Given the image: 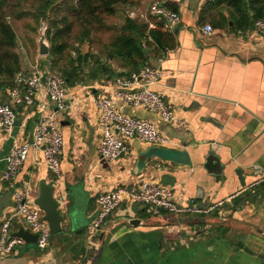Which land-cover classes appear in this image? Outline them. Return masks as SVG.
Returning <instances> with one entry per match:
<instances>
[{
    "label": "crops",
    "instance_id": "obj_1",
    "mask_svg": "<svg viewBox=\"0 0 264 264\" xmlns=\"http://www.w3.org/2000/svg\"><path fill=\"white\" fill-rule=\"evenodd\" d=\"M161 1L179 13L180 22L168 26L157 18L174 45L152 53L146 63L160 67V80L150 87L166 95L177 119L164 123L143 107L121 104L120 109L154 121L174 143L124 138L127 150L117 159L101 157L100 113L93 98L112 95L117 78L130 70L123 61L113 60V77L67 85L71 108L57 112L64 137L60 176L44 164L42 150L31 149L15 178L17 186L31 181L34 203L43 182L53 185L65 215L63 228L51 234L46 249L37 240H25L15 252L0 254V264H264V183L251 188L264 174V34L244 21L253 16L252 9L243 8L244 17L223 3L203 14L210 0ZM205 24L214 31L204 33ZM24 56L23 68L36 61L49 64L39 46L35 55ZM140 86L147 85L137 82L128 88ZM7 101L9 91L0 90V102ZM49 107L56 110L53 103ZM13 108V133L0 131L3 157L14 140L32 141L38 121L36 106ZM5 167L2 162V194L11 191L2 178ZM143 179L171 182L164 184L173 186L175 198L184 204L223 202L224 216L217 211L153 214L140 203L127 202L106 219L98 237L89 238L96 197ZM14 205L11 197L3 215ZM21 229L31 232L18 220L10 231L16 235Z\"/></svg>",
    "mask_w": 264,
    "mask_h": 264
},
{
    "label": "built area",
    "instance_id": "obj_2",
    "mask_svg": "<svg viewBox=\"0 0 264 264\" xmlns=\"http://www.w3.org/2000/svg\"><path fill=\"white\" fill-rule=\"evenodd\" d=\"M131 18L144 19L149 28H155L154 18L164 20L168 26L180 22L178 12L170 9L161 0H152L146 11L130 12ZM45 29V26H43ZM255 32L264 34V19H257L252 25ZM214 31L210 24H205L203 32ZM145 45V44H144ZM160 67L145 63L138 71L117 78V88L110 96L94 97V103L100 113L99 153L102 158L115 160L127 150L124 138L136 137L155 145L173 144V139L165 134L158 125L148 119L125 113L120 105L143 107L155 112L164 123H173L177 119L173 104L166 95L150 86L159 82ZM16 85L9 91V101L0 102V131L11 135L14 131L17 113L13 105L31 107L38 110V121L34 128L31 142L14 140L6 156L0 155V164L6 163L2 178L12 191L14 210L0 218V254L15 252L25 243V239L11 233L15 220L21 221L38 235L37 245L41 249L49 246L51 230L44 218L43 210L32 201L35 189L31 181H24L17 186L15 178L22 169L31 149L42 150L43 162L55 175L60 176V156L64 137L57 118V112H66L71 108L67 102V84L62 74L50 67V63L41 65L39 61L29 64L16 74ZM142 82L147 86L128 88L134 83ZM53 103L56 110L49 107ZM264 183V174L251 188ZM97 208L92 214L87 228L89 238L98 237L106 219L123 203H140L149 213L162 211L172 215L208 214L217 211L223 215V202L213 205H201L195 200L181 203L175 198L174 187L143 179L139 182L119 185L96 197ZM224 216V215H223Z\"/></svg>",
    "mask_w": 264,
    "mask_h": 264
},
{
    "label": "trees",
    "instance_id": "obj_3",
    "mask_svg": "<svg viewBox=\"0 0 264 264\" xmlns=\"http://www.w3.org/2000/svg\"><path fill=\"white\" fill-rule=\"evenodd\" d=\"M223 3L240 15L243 8L252 9V17L243 13L244 21L251 27L255 20L264 19V0H210L203 14ZM133 4L137 3L134 0H0V90L10 91L15 87L16 74L23 69L19 36L13 26L22 19H31L34 29L45 23L50 67L60 72L69 86L117 75L113 60H121L130 68L126 75L138 71L152 53L160 54L174 42L173 36L163 30V21L154 17L156 29H150L144 19L131 18L128 14L119 25L107 23L119 13V6Z\"/></svg>",
    "mask_w": 264,
    "mask_h": 264
},
{
    "label": "water",
    "instance_id": "obj_4",
    "mask_svg": "<svg viewBox=\"0 0 264 264\" xmlns=\"http://www.w3.org/2000/svg\"><path fill=\"white\" fill-rule=\"evenodd\" d=\"M45 30L39 39V53L42 56H47L50 52V45L46 41ZM167 184H172L171 182L163 181ZM12 191H7L6 193H0V218L3 216L4 209L11 202ZM35 203L43 210L44 218L48 221L51 234L58 233L63 228V221L65 215L60 211L59 200L54 195V187L51 184L43 182L39 187L38 196L35 199ZM68 215V214H67ZM27 241H36L38 238L37 234H32L30 231L21 229L17 234Z\"/></svg>",
    "mask_w": 264,
    "mask_h": 264
},
{
    "label": "rangeland",
    "instance_id": "obj_5",
    "mask_svg": "<svg viewBox=\"0 0 264 264\" xmlns=\"http://www.w3.org/2000/svg\"><path fill=\"white\" fill-rule=\"evenodd\" d=\"M134 1L137 4H133L129 6L128 5L119 6V13L114 17H110L107 23L119 25L122 22L126 14L130 12H135L139 14L140 12L146 11L152 0L150 1L149 0H134ZM13 26L17 32V35L19 36V43L22 45L21 52L23 56L24 55L26 56V54L35 55L38 51L39 39L41 35L43 34V31H44L43 26H45V23L42 22L41 25L37 27V29H34L35 25L31 19H22V20L15 21L13 23ZM103 36L105 38L106 34L102 35V37ZM46 41L47 43H49L47 38H46ZM85 48H87V45L85 46ZM33 57L34 56H32V58Z\"/></svg>",
    "mask_w": 264,
    "mask_h": 264
}]
</instances>
